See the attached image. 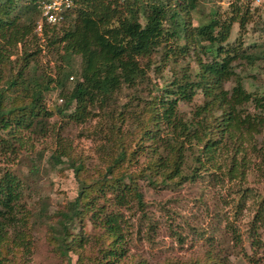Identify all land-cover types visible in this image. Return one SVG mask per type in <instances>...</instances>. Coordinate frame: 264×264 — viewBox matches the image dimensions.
<instances>
[{"label": "rangeland", "instance_id": "1", "mask_svg": "<svg viewBox=\"0 0 264 264\" xmlns=\"http://www.w3.org/2000/svg\"><path fill=\"white\" fill-rule=\"evenodd\" d=\"M108 2L116 3L117 9L121 4V0H102L101 4ZM28 3L29 0H20L22 5ZM194 5L188 14L192 26L207 24L211 18L219 22L233 19L228 38L222 44L223 50L240 46L241 51L251 56V59L232 63L233 78L239 79L243 89L253 97H264V60L259 57V52L264 51V4L257 5L253 0H195ZM138 9L137 4L134 10ZM15 17L7 32L10 37L4 40L0 35V48L9 61L0 67V86L19 75L21 83L16 92H11L23 99V91L54 84L64 67L58 56V44L62 46V36L69 30L68 25H58L53 31L47 28L48 32L43 33V29L36 33L28 30L21 16ZM242 17L246 24L241 28ZM139 22L143 24L141 18ZM24 52L30 56L25 61ZM197 58L201 61L215 59V47L202 43L195 49L190 47L181 56L175 44L158 45L138 60L145 72L143 80L133 87H121L107 101L106 107H94L82 122L70 119L66 113L54 112V107L62 104L58 90L44 94L43 104L50 115L37 116L30 130H13L14 140L20 144L10 140L12 149L0 152V172L9 171L19 179L26 208L34 213L45 207L48 220L31 223L27 231L29 252L13 251L7 258L19 264H77L76 253L63 252L52 240V231L59 228V214L67 211L81 188L80 183L91 186L100 177L113 150L110 140L114 130L119 132L116 138L124 137L123 148L127 157L131 156L122 166L130 173H137L144 166V152L149 155L153 141H145V135L134 133L133 112L140 117L145 129L153 130V124L142 120L148 111L145 105L164 97L171 99L166 91L172 89L174 80L179 82L183 74L195 75ZM77 61L75 58V67ZM188 80L192 79L188 77ZM233 81L223 83V90L229 91ZM206 100L200 92H195L190 101L178 102L179 117L186 122L200 113L194 119L200 125L214 124L221 111L216 108L211 112L202 111ZM125 105L129 110L124 112ZM246 109L254 116V123L260 124L258 133L254 130L244 133L233 144L222 141L210 162L200 155L198 146H182L180 178L165 182H161V178H154L153 182L136 178L142 195L140 205L127 197L118 207L114 198L117 192L107 190L104 199H98L99 193L86 187L87 198L96 199L97 209L119 214L122 255L118 261L112 260L113 264H254L257 261L264 264V233L256 237L259 243L255 248L250 244L249 232L253 217L259 213L264 215V111L253 109L251 105ZM119 112L120 120L115 117ZM165 133L162 131L159 135L167 142ZM2 136L8 138L5 134ZM57 150H66L68 157L62 159L64 163L52 167L48 157ZM233 159L234 163H239L238 171H234ZM70 161L82 164L83 171L79 175L70 168ZM68 227L71 237L81 238L85 243L81 252L83 261L92 264L90 259L97 255L98 247L107 243L103 229L97 221H92L90 214L75 218Z\"/></svg>", "mask_w": 264, "mask_h": 264}, {"label": "trees", "instance_id": "2", "mask_svg": "<svg viewBox=\"0 0 264 264\" xmlns=\"http://www.w3.org/2000/svg\"><path fill=\"white\" fill-rule=\"evenodd\" d=\"M181 1L178 4L174 0H121V4H118L119 11L117 1H113L111 5L110 2L101 4L102 0H73L74 15L71 12L66 15L61 25H68L69 31L62 36V46L58 44V56L64 67L54 84L23 91V99L12 93L16 92L18 83H21L19 75L4 82L5 86H0V152L6 153L12 149L14 141L19 142L14 140L15 128L30 130L37 116L45 118L50 115L48 107L43 104L44 94L47 92H59L58 98L62 104L54 107L55 113H66L70 119L82 122L94 107H106L107 101L121 87H133L143 80L145 72L138 60L158 45L167 42L175 44L181 56L190 47L195 49L202 43L215 47V59L195 60L197 71L194 76L183 74L179 82L174 80L173 88L166 91L168 96H172L171 99L164 97L145 105L148 111L142 120L153 124V130L145 129L140 117L133 112L134 133L145 135V141H153L149 155L146 156L147 152H144V166L137 173H130L122 166L131 156L127 157L126 149L123 148L124 137L116 138L119 132L114 130V137L110 140L113 150L110 149L111 153L106 160L108 163L100 177L91 186L80 183L81 188L68 205L67 211L59 214V228L52 231V240L63 252L71 250L76 253L77 264H86L81 255L85 243L81 238L71 237L68 226L75 218H82L87 214H90L93 222H98L107 236V243L98 247L97 255L90 262L113 264L112 260L118 261L122 255L119 214L97 209L94 204L96 199L87 198V188H94L99 193V197H96L98 199H104L107 190L117 192L114 198L118 207L123 205L127 197L140 205L142 195L138 191L136 178L143 177L148 182H153L154 178H161V182L180 178L183 157L179 153L182 146H198L200 155L210 162L212 153L222 141L233 144L244 133L259 131L260 124L257 126L254 123L255 118L248 113L246 107L251 105L253 109L264 111V97H253L243 89L239 79L233 78L235 74L232 63L251 59V56L241 51L240 46L228 50H223L222 47L228 38L233 19L219 22L211 18L207 24L192 26L188 21V14L194 9L195 0ZM137 4L139 9L134 10ZM11 15L21 16L28 30H33L38 19L34 0H29L27 5L20 4V0H0V35L4 40L7 36L10 37L7 32L16 18ZM139 18L143 20L142 25ZM245 24L246 19L240 18L239 26L242 28ZM54 28L55 26H45L43 33L53 31ZM23 55L24 61L30 57L25 52ZM259 57L264 60V51L259 52ZM75 58L78 60L77 67L74 66ZM8 62L7 55H3L0 48V67ZM188 77L192 80H188ZM231 79L234 81L229 91L223 90V83ZM195 92H200L207 99L201 107L202 111L211 112L213 108L221 111L214 124L200 125V122L194 120L200 113L186 122L179 117L178 102L190 101ZM126 107L128 106L125 105L122 110L128 111L129 108ZM120 112L115 115L118 120L122 115ZM162 131L166 132L167 142L159 135ZM2 134L8 138H4ZM10 140L13 142L9 143ZM67 157L66 150H57L49 155V165L54 167L64 163L62 159ZM197 158L195 160L198 165L200 162L199 157ZM231 161L234 171H238L239 163H234V159ZM70 168L75 175L83 171L80 162L70 161ZM257 215L253 217L249 229L252 238L250 244L255 248L259 243L256 237L260 232L264 233V215ZM41 219L48 220L45 207L34 213L30 212L25 206L21 181L9 171L0 172V264H19L7 256L13 251L29 252L27 231H30L31 223Z\"/></svg>", "mask_w": 264, "mask_h": 264}, {"label": "built area", "instance_id": "3", "mask_svg": "<svg viewBox=\"0 0 264 264\" xmlns=\"http://www.w3.org/2000/svg\"><path fill=\"white\" fill-rule=\"evenodd\" d=\"M257 5L264 4V0H253ZM34 5L38 11V19L33 26L36 33H40L45 26H58L66 15L74 7L73 0H34Z\"/></svg>", "mask_w": 264, "mask_h": 264}]
</instances>
